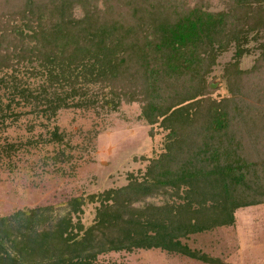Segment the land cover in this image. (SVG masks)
I'll return each instance as SVG.
<instances>
[{"label":"trees","instance_id":"trees-1","mask_svg":"<svg viewBox=\"0 0 264 264\" xmlns=\"http://www.w3.org/2000/svg\"><path fill=\"white\" fill-rule=\"evenodd\" d=\"M221 1L214 10L210 0H0V134L28 115L46 131L5 139L0 163L53 144L43 164L71 165L88 145L50 126L66 110L138 103L151 136L164 133L126 185L0 216V264H99L151 249L231 264L187 243L264 204V0ZM230 51L217 98L210 77ZM88 202L97 205L86 225Z\"/></svg>","mask_w":264,"mask_h":264},{"label":"rangeland","instance_id":"rangeland-1","mask_svg":"<svg viewBox=\"0 0 264 264\" xmlns=\"http://www.w3.org/2000/svg\"><path fill=\"white\" fill-rule=\"evenodd\" d=\"M212 9H222L221 0H210ZM104 5V2L100 3ZM105 6V5H104ZM102 6V7H104ZM233 52L221 56L210 77L214 97L227 95L220 78L225 65L232 60ZM254 64V56L242 59L243 69ZM255 106V105H254ZM20 110V109H17ZM141 108L138 103L124 105L116 113L66 110L56 122L61 130L73 134V143L88 145L87 150L76 149L73 163L43 164L46 155L54 153L55 145L32 147L21 151L11 164L0 163V216H6L24 207H39L65 202L72 197L98 193L128 183L130 172L144 170L148 164L142 157L151 158L161 151L164 133L151 136V127L138 120ZM32 116H22L0 134V143L25 142L45 129ZM37 127L30 132L28 125ZM49 150V151H47ZM7 163V162H6ZM96 203L88 202L83 221L91 224ZM236 224L211 232L191 236L187 243L231 264H264V204L241 208L236 213ZM99 264H206L159 249L137 250L133 253H109L100 256Z\"/></svg>","mask_w":264,"mask_h":264}]
</instances>
